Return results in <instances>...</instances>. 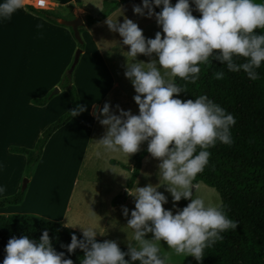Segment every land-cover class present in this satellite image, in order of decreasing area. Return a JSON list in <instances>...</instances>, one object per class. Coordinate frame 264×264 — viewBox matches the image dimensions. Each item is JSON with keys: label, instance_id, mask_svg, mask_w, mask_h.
<instances>
[{"label": "clouds", "instance_id": "9594fccd", "mask_svg": "<svg viewBox=\"0 0 264 264\" xmlns=\"http://www.w3.org/2000/svg\"><path fill=\"white\" fill-rule=\"evenodd\" d=\"M154 6L162 7L156 11ZM193 6L199 16L193 14ZM21 9L27 10L24 0H0V21L10 20ZM133 12L154 16L162 31L146 38L127 16L122 22L106 20L122 37V44L130 46L124 54L128 58L124 75L134 87L139 112L133 114L116 105V114L105 102L97 116L105 133L95 140V155L129 156L146 141L148 153L159 159L160 184L128 189L135 207L122 229L127 233L126 251L116 240L98 241L97 235L105 232L95 226L80 225L82 238L73 233L71 242L62 245L68 253L83 250L80 264H174L173 254L200 260L206 248L223 240L222 233L236 229L239 223L223 206L194 195L198 187L194 179L208 165L209 149L218 142L234 143L231 129L236 118L206 94L182 100L178 94L185 89L175 78L195 82L201 66L215 60L230 72L243 71L257 80V69L264 64V0H176L174 4L172 0H142V5H133ZM36 27L43 28V24ZM138 54L150 59L138 60ZM241 57L243 62H238ZM213 77L223 79L225 72L216 70ZM84 110L78 105L68 115L75 117ZM162 184L167 185L174 202L190 198L189 203L183 208L174 203L175 213L165 208L168 197L157 190ZM5 191L6 185L0 184V194ZM122 214L129 217L127 206H122ZM5 253L2 264H74L54 248L47 230L39 239L11 237Z\"/></svg>", "mask_w": 264, "mask_h": 264}, {"label": "rangeland", "instance_id": "374dc122", "mask_svg": "<svg viewBox=\"0 0 264 264\" xmlns=\"http://www.w3.org/2000/svg\"><path fill=\"white\" fill-rule=\"evenodd\" d=\"M100 1L88 3L93 7L89 12L91 16H97L103 10V7L99 6ZM19 14L20 11L14 13L10 20L0 21V48L3 52L0 61L5 64L3 67L6 71L0 80V94L4 97L9 83L13 81L17 83L11 94L12 105L4 109L8 113L17 112V116L0 122V143L8 144L9 148L6 152L0 151V165L7 167L3 169L0 167V184L6 185V191L11 190L14 177L21 171L19 166H23L19 158L25 156L18 154V159H12L10 154L13 152L10 148L34 149L45 130L71 109L69 89L63 85L66 77H69L79 92L80 106H84L85 110L50 139L38 174L36 173L30 186L27 182L24 200L17 211L27 212L20 215H34L46 219H65L64 216H67V221L87 226L91 219L87 214L92 217V223H95L97 215L99 220L101 219L99 213L108 214L111 200L118 201L128 190L125 186L132 174L134 156L144 148L142 143L140 149L129 156L123 153H105L102 158H98L95 155V140L104 135L105 126L97 119L99 113L95 116L93 104L102 103L103 107L105 102H108L116 114H119L116 105L131 110L133 114L139 112L138 105L133 99L136 94L134 87L130 79L124 75L128 59L125 55L130 46L123 45L122 37L108 25L92 29L87 37L83 31V37L81 36L83 44H79L72 34L71 27L55 24L67 27L73 44L76 45V47L73 45L71 54L67 57L70 44L67 37L57 35L44 26L37 28V23ZM125 16L138 24L146 38H154L157 31H162L154 16L149 18L134 13L133 5L121 12L113 21L122 22ZM85 47L87 53L83 61L78 62L69 76L68 72L77 50ZM100 51L103 52V56ZM136 59L147 62L150 58L138 54ZM48 95L51 99L47 105L40 107L32 102L33 99H44ZM111 160L118 164H112ZM158 163L159 159L153 158L150 153L144 158L143 168L134 188L149 183L160 184ZM12 169L13 171H9ZM33 172L34 170L28 174L24 163L20 191L25 180L29 181ZM197 186L194 195L202 196L206 202L221 205L222 198L216 189L203 182H199ZM157 190L168 197V203L164 207L174 213L177 210L173 207L174 203L178 208H183L189 203L190 198L174 202L166 184L160 185ZM70 197L74 199L71 206L68 205ZM118 205L120 207L114 217L116 219L113 218L117 224H114L113 230L117 232L118 244L127 247V233L122 229L135 207L134 197L128 194ZM122 206L128 207L129 217L122 214ZM13 207L15 206L12 205L7 210L11 211L10 208ZM92 223L91 225H94ZM161 243L167 249L166 242ZM172 259L174 264H193L195 257L173 254Z\"/></svg>", "mask_w": 264, "mask_h": 264}, {"label": "trees", "instance_id": "16d2710c", "mask_svg": "<svg viewBox=\"0 0 264 264\" xmlns=\"http://www.w3.org/2000/svg\"><path fill=\"white\" fill-rule=\"evenodd\" d=\"M175 2L176 0H172L173 4ZM136 3H142V0H105L103 10L97 16L88 18L87 24L100 23L121 6ZM154 7L159 11L162 6ZM27 8L47 21L60 25L59 17L53 11L36 9L31 5ZM193 14L200 15L195 9ZM256 31L259 32L261 29ZM243 59L241 57L238 62H243ZM216 70H223L225 77L215 79L213 72ZM257 72L259 78L253 81L243 71L230 72L219 61L213 60L211 65L201 66L199 78L195 82L175 78V82L185 89L178 94L182 100L195 99L196 96L206 94L236 118V123L231 129L234 143L227 145L218 142L209 149L211 152L209 163L197 174L194 184L203 182L216 189L222 198L221 206L225 208L230 218L239 223L236 229L222 233L223 240L206 248L203 257L200 260L195 258L193 264H264V64ZM63 85L69 89L72 105L70 110L77 108L80 105L79 94L69 77H66ZM50 99L48 95L44 99H33L32 102L44 106ZM72 118L68 112L61 116L45 130L34 149L10 148L11 152L26 156L28 174L32 173L40 161L52 135ZM143 144V150L134 156L135 163L131 167L128 189L134 186L140 175L143 160L149 154L147 142ZM111 163L118 164L115 160H111ZM25 192L26 190L19 191L13 196L0 199V208L22 203ZM113 203L119 204L117 200ZM44 230L49 232L57 251H63L66 258H71L74 264H80L83 250L77 248L74 252L68 253L67 248L62 245L71 242L73 233L82 238L81 231L38 216L20 214L0 215V264L6 254L5 245L11 237L30 235L39 239ZM97 240L103 241L99 238ZM119 246L122 250H127V247Z\"/></svg>", "mask_w": 264, "mask_h": 264}, {"label": "crops", "instance_id": "0c3cea01", "mask_svg": "<svg viewBox=\"0 0 264 264\" xmlns=\"http://www.w3.org/2000/svg\"><path fill=\"white\" fill-rule=\"evenodd\" d=\"M45 1L47 2V6L45 8H39V7L36 6L37 0H24L25 8L27 10L21 9V10H18L17 12L19 13V11H20V14L22 16H24L25 18H27L29 20H32L35 23H42L45 28L51 29L52 31H54V33H57V35H62L65 38L67 37L69 39V41H70L69 51H68L67 57L70 56L71 50L73 48V45H75V44H73V41L71 39L72 37H71L70 31L68 30V28L67 27H59V26L47 21L45 18H43V17L37 15L36 13L30 11L27 8L28 5H31V6H33L36 9L51 10L59 17V20H61L62 18H67V20H71V18H73V17L74 18L78 17V16L81 17L83 22H84L83 27L80 28V33H81L82 37H83V33H82L83 31H85V36L87 37L92 29L95 30V29L107 26L106 20L108 18L114 20L119 14H121V12H123L124 10H126L128 8L130 9L131 5H134V4L123 5L118 10L113 12L109 17H107L106 19L101 21L100 23L89 25V24H87V20H88V18L93 17L89 13V12L92 11L90 8H93V7L90 6V4H88V3L91 2V1H93V3H94V2H96L98 0H89V1L88 0H45ZM104 1L105 0H101L100 3H99V6L103 7ZM93 3H91V4H93ZM29 20H27V21L29 22ZM75 47H76V45H75ZM2 53H3L2 52V48H0V55H2ZM86 53H87V48L86 47L82 48V53H81L79 62L83 61L84 56L86 55ZM100 54L103 56V52L102 51H100ZM3 65H5V64H3L0 61V80H1L2 77H4V75L6 73V71L4 70ZM115 84H116V82H115ZM16 85H17V83L14 82V81L9 83V86L5 90L6 91L5 92L6 95L3 97L2 94H0V122L2 120H11V118L17 116V112L16 113H13V112H9L8 113V112L4 111V109H6V107L8 105H12L11 94H12V91L15 89ZM115 86H117V85H115ZM78 94H79V92H78ZM79 98H80V96H79ZM17 102H18V100H16V103ZM80 105H81V100H80ZM133 105H135V104H133ZM93 106L95 107L94 108L95 109V116H97L98 113H99V109L102 108V103L101 104H97V105L93 104ZM73 118L71 119V121L73 120ZM71 121L69 123H67L65 126L70 124ZM65 126H63V127H65ZM53 135H52V137H53ZM50 139H49V141H50ZM46 146H45V148H46ZM45 148H44L43 155H42L40 161L35 166L34 172H33L32 176L30 177V179L28 181L29 186L34 181V177H35L36 173L38 174V169H39V167L41 165V160H43L44 155H45ZM8 149H9L8 148V144H5V143L1 144L0 143V151H5L6 152ZM10 155H12V159H15V160L18 159V156H19L16 153L15 154L13 153V154H10ZM21 155H23V154H21ZM19 159L21 160V164H23V166L22 165L19 166V170H21V171H19V173L16 174V176L14 177V179L12 181V189L5 191V193H3V194H0V199L13 196V195L17 194L18 191H20V184H21L22 179L24 177L23 167H24V163L26 165V156H25V158L20 157ZM3 167L7 168L6 166H3ZM3 167H2V169H3ZM142 168H143V165H142ZM9 171H13V169L9 170ZM135 185H136V182H135L134 186ZM134 186H133L132 189H134ZM125 188H127V185L125 186ZM73 202H74V199L72 197H70L68 205L71 206V204ZM21 205H22V203L17 204V205H13L15 207L10 208L11 211H9L7 209H9V207L12 206V205H5L4 207L0 208V215H4V214H7V215L27 214V212H24V211H17L21 207ZM119 207H120V205H114L113 204V200H111L110 205H109V212L110 213L109 212H108V214L99 213L101 219L99 220L98 215H97L95 223H92V217L89 214H87V216L91 218V219H89V223L88 224L92 223V224H94L93 226H95L97 229L105 232V234H103V235H99L98 234L97 238L103 239V240H105V239H113V240L118 241L117 232L115 230H113V228L115 227L114 224H117V223H115L113 221V218L117 215V211H118ZM38 217H40V216H38ZM41 218H43V217H41ZM64 218L66 220L63 219V218H60V219H50L49 218V219H50V221L61 223L64 226H66L68 224V226L70 228L78 229V230H80L82 232V229H81L80 225H77L76 222H73V221H67V219H68L67 216H65ZM44 219H46V218H44ZM49 219H47V220H49ZM114 219H116V218H114ZM93 220H95V219H93ZM117 220H119V219H117Z\"/></svg>", "mask_w": 264, "mask_h": 264}, {"label": "water", "instance_id": "95a60500", "mask_svg": "<svg viewBox=\"0 0 264 264\" xmlns=\"http://www.w3.org/2000/svg\"><path fill=\"white\" fill-rule=\"evenodd\" d=\"M59 23L63 26L71 27V29L73 31V35L76 38V40L79 42V44H83V40H82L81 33H80V28L83 26L84 22H83L81 17L78 16V17H75L71 20L61 19V20H59ZM81 53H82V49L79 48L75 54L74 62L71 65V68L68 72L69 76L72 75L75 67L77 66L79 59H80V56H81ZM25 181L26 182L24 183V185L22 187V191H24L27 187L28 181L27 180H25ZM128 194H129V192H128V190H126L124 195L119 197L118 202H123Z\"/></svg>", "mask_w": 264, "mask_h": 264}, {"label": "built area", "instance_id": "2783aa9c", "mask_svg": "<svg viewBox=\"0 0 264 264\" xmlns=\"http://www.w3.org/2000/svg\"><path fill=\"white\" fill-rule=\"evenodd\" d=\"M36 6L39 8H45L47 6V2L45 0H37Z\"/></svg>", "mask_w": 264, "mask_h": 264}, {"label": "bare ground", "instance_id": "6f19581e", "mask_svg": "<svg viewBox=\"0 0 264 264\" xmlns=\"http://www.w3.org/2000/svg\"><path fill=\"white\" fill-rule=\"evenodd\" d=\"M70 202H71V201H70ZM66 204H67V203H66ZM66 207H67V206H66ZM66 207H65V208H66ZM57 208H58V207H57ZM62 212H63V211H62ZM62 212H61V213H62ZM65 214H66V213H65ZM67 214H68V213H67ZM67 214H66V215H67ZM64 217H65V216H64Z\"/></svg>", "mask_w": 264, "mask_h": 264}]
</instances>
